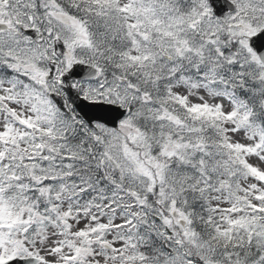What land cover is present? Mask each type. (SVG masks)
Segmentation results:
<instances>
[{"label":"snow or ice","instance_id":"1","mask_svg":"<svg viewBox=\"0 0 264 264\" xmlns=\"http://www.w3.org/2000/svg\"><path fill=\"white\" fill-rule=\"evenodd\" d=\"M0 264H264V0H0Z\"/></svg>","mask_w":264,"mask_h":264}]
</instances>
